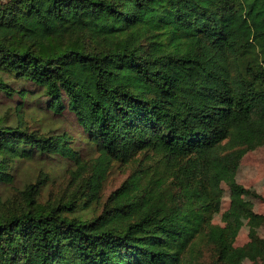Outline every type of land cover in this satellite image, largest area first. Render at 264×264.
<instances>
[{
    "label": "trees",
    "instance_id": "obj_1",
    "mask_svg": "<svg viewBox=\"0 0 264 264\" xmlns=\"http://www.w3.org/2000/svg\"><path fill=\"white\" fill-rule=\"evenodd\" d=\"M0 264H243L223 183L264 140V0H0ZM29 103L72 115L39 132ZM20 116V117H19ZM94 154L86 157L84 149ZM63 165L72 192L19 186ZM136 161L105 194L114 162ZM250 214H254L250 211Z\"/></svg>",
    "mask_w": 264,
    "mask_h": 264
},
{
    "label": "rangeland",
    "instance_id": "obj_2",
    "mask_svg": "<svg viewBox=\"0 0 264 264\" xmlns=\"http://www.w3.org/2000/svg\"><path fill=\"white\" fill-rule=\"evenodd\" d=\"M3 100L4 98L1 96L0 117L6 116L9 122L16 121L18 114L14 111V103H4ZM23 114V120L27 125L39 132L75 131L76 128L72 115L66 113L58 115L52 111L43 110L35 103H29ZM83 152L86 157L96 155L87 147ZM136 164V161L125 165L120 162L112 163L105 183V194L108 195L112 189L117 187ZM236 177L239 182L260 193L261 197L240 192L234 193L226 183H223L220 209L213 213V220L216 223H223V212L233 210L243 221L235 245L242 247L253 242L259 246L260 242L255 237L264 238V140L244 154L239 162ZM38 178L46 181L42 190L43 199L54 200L61 196L66 198L72 192V186L67 185L68 174L64 172L63 165L39 160H28L22 163L18 177L19 186L23 187L27 182L36 181ZM250 211L254 214H250ZM241 258L243 264H264V252L261 250H255L249 255L242 254Z\"/></svg>",
    "mask_w": 264,
    "mask_h": 264
}]
</instances>
